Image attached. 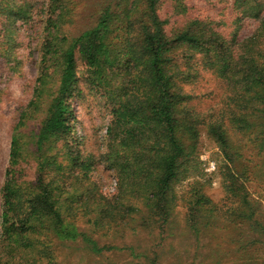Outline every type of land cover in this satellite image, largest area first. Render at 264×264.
I'll list each match as a JSON object with an SVG mask.
<instances>
[{
    "label": "trees",
    "instance_id": "trees-1",
    "mask_svg": "<svg viewBox=\"0 0 264 264\" xmlns=\"http://www.w3.org/2000/svg\"><path fill=\"white\" fill-rule=\"evenodd\" d=\"M218 1L101 0L82 29L76 20L84 0L6 2L3 15L10 24L23 20L19 39L36 42L39 54L0 189V264H73L80 248L122 249L109 243L117 234L155 230L165 242L179 235L181 221L182 237L194 241L192 259L207 237L222 246L215 228L232 232L230 256L253 259L251 247L264 249V0H227L225 14L210 15ZM249 19L258 27L242 38ZM204 71L220 94L201 112L186 85ZM84 87L100 94L109 113L105 137L88 136L89 147L77 135L73 105ZM203 137L220 153L224 203L206 193L205 178L178 190L204 171L212 176L210 157L200 154ZM99 165L114 172L113 192L102 190ZM147 264H161L160 253Z\"/></svg>",
    "mask_w": 264,
    "mask_h": 264
},
{
    "label": "rangeland",
    "instance_id": "rangeland-1",
    "mask_svg": "<svg viewBox=\"0 0 264 264\" xmlns=\"http://www.w3.org/2000/svg\"><path fill=\"white\" fill-rule=\"evenodd\" d=\"M7 1H10L11 4H15L20 0H0V189L3 185L6 169L8 167L12 129L17 122L21 110L26 106L32 96L38 74V64L33 61L32 58L38 60L39 54L35 51L36 42L30 47L28 43L25 45L23 44V37L19 39V36L22 35L23 32V20L15 19L10 24L8 17L3 15V7L8 6L6 4ZM39 2L43 4L46 0H39ZM100 2L101 0H84V2L79 5V15L76 20L78 28H86L93 22L94 14L92 12H95L93 11L95 10V6ZM226 3L227 0H224L218 7L212 8L209 14H225L227 11H223V9H229L227 8L228 3ZM97 8L98 6L96 9ZM257 27L258 22L256 20H247L240 31V37L246 38L252 35ZM6 28H8L7 31ZM40 28H42V26L37 25L33 29L39 34ZM35 36L38 35L35 34ZM12 38L13 42L9 45ZM33 50L34 54L32 55ZM7 52L10 56L7 55ZM186 86L187 90H191L190 93L194 95L192 104L201 112L207 111L219 100L220 93L218 92V81L208 71H204L196 82ZM73 105L77 120V135L84 140L86 146L88 145L89 147L87 142L88 136H91L95 140L100 139V137H105L106 127L109 123V113L100 94L84 87L82 96L75 98L73 100ZM94 145L96 148H100V140L94 144L92 143V148H95ZM200 154H206L210 157L212 169L208 172H212V176H207V173L205 174L204 171L202 177L198 176L193 178V180H189L185 185L178 187V190L180 194H182L190 183L197 179L200 180L205 178L209 180L206 186L207 188L205 189L206 193L212 197L216 203H224L226 193L217 171V164L221 160L220 153L214 143L207 137H203L201 140ZM95 175L98 177L103 191L113 192L115 189V176L112 170L105 165H99L95 171ZM253 197L258 199V194H253ZM1 205L0 195V232ZM262 205L264 211V201ZM260 210L262 211L261 207ZM184 215L185 210L182 209L179 212L178 219L181 220ZM180 223L182 227L179 231V235L174 237L171 236L167 238L168 240L165 242L162 241V237L158 236L159 233L157 231L147 230L125 239H123L120 234L113 236L114 239L109 243L117 244L122 249L106 251L100 255L84 252L83 248H80L82 251H72L73 264H147L148 257H154L155 252L160 253L161 264H179L177 259L175 260V256H178V253V257H182L183 264H264V249L259 244L250 248V252L256 253L253 259H250L249 253L244 257L245 259L237 258L234 255H228V253L234 249V247L232 248L231 245H228L231 244L230 239L232 240V232L228 230H219L217 228L211 233L215 232L222 246H217L214 243L213 247H211L212 240H210V237H207V239L204 240L205 246L199 250L200 254L196 259H192L191 257L194 252H192L193 254H188L187 248H191V243L194 241H190L189 233L184 234V237H182L181 231L184 232L183 230L186 223L183 221ZM179 228L180 227H178L175 232H177ZM82 229H86L85 225H82ZM158 237L160 240L154 241V239H158ZM105 239L102 240L103 243L107 241ZM238 239H241V237ZM123 240H126V243L123 244ZM152 241L153 244L159 245L162 243V245L159 246V248H151ZM73 246L77 247L74 243ZM219 248L225 251L221 256L211 253L213 249ZM133 249L138 250L137 253H142L144 255L135 256L133 254Z\"/></svg>",
    "mask_w": 264,
    "mask_h": 264
}]
</instances>
